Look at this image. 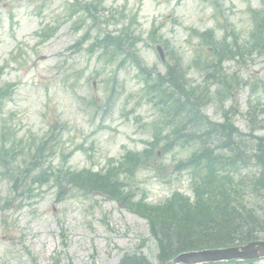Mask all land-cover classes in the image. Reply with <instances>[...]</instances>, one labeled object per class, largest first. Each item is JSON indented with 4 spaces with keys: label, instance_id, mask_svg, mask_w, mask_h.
<instances>
[{
    "label": "rangeland",
    "instance_id": "374dc122",
    "mask_svg": "<svg viewBox=\"0 0 264 264\" xmlns=\"http://www.w3.org/2000/svg\"><path fill=\"white\" fill-rule=\"evenodd\" d=\"M81 1L0 0V83L14 84L0 104V130L4 126L22 142L47 139L53 150L48 163L60 170H99L124 150L141 152L156 135V149L162 148L153 167L128 180L129 190L150 203L175 191L192 196L186 162L199 143L146 93L136 65L116 69L119 60L107 63L99 50L88 51L96 36L121 27L105 19H118L141 37L137 48L146 68L164 73L166 62L177 56L197 85L204 71L192 61L199 55L201 66L210 54L199 33L212 28L217 39H236L234 57L222 66L240 84H234L233 98L213 92L203 112L217 122L229 113L246 132L254 127L247 116L252 105L263 124L252 132L264 137V52L243 49L253 27L251 11L264 13V0H105L96 4V18L71 11ZM155 45L164 47L163 60ZM167 137L171 145L164 148ZM248 169L255 167L244 159L242 172ZM34 186L32 196H14L10 182L0 178V264H116L126 253L158 263L146 219L118 201L97 192L85 195L69 184L61 192L46 182ZM245 188L252 203L264 204L248 182ZM222 264H264V257Z\"/></svg>",
    "mask_w": 264,
    "mask_h": 264
},
{
    "label": "trees",
    "instance_id": "16d2710c",
    "mask_svg": "<svg viewBox=\"0 0 264 264\" xmlns=\"http://www.w3.org/2000/svg\"><path fill=\"white\" fill-rule=\"evenodd\" d=\"M263 16L262 12H253L255 26L251 31L250 41L252 47L258 49H264ZM203 35L204 45L210 46V32L207 31ZM125 37L121 34L116 37L106 35L100 44L105 53L110 51L116 55L119 52L124 54L125 58L130 57L129 60L138 65L135 49L138 38L128 41ZM250 41L244 46L245 49L251 48ZM126 44L129 51H126ZM229 50L223 43L215 45L218 61L211 60L210 64L208 63V80L210 83L226 84V90L231 92L233 87L220 66V54L226 52L230 58L233 57ZM166 70L164 75L157 74L153 78L148 75L144 80L147 83V91L157 98L162 110L175 115L176 121L182 122V125L188 123L191 130L188 136L201 146L186 162L190 173L192 198L175 191L165 201L150 204L145 202L144 196L135 199L127 191V180L134 178L140 168L153 167L149 161L155 156L154 144L142 153L126 151L120 161L116 164L111 162L109 168L99 172L91 169L75 171L68 167L65 170H53L45 166L40 175H45L46 181L52 180L56 183L58 189L67 182L76 190L85 193L102 191L145 217L148 220V230L157 243V259L160 263L183 251L227 247L264 239V204L252 203L251 197L248 198L245 192L248 182L249 188L256 192L258 199L261 198L264 203V137L254 136L251 130L248 135L252 142H249L237 129L231 134L234 128L228 120L217 124L201 113V107L211 97L210 83L201 88L190 83L186 78L188 70L182 68L180 58L175 57L174 64L167 65ZM11 87L8 84L0 86V102L12 93ZM252 112L249 116L250 123H254L255 129L263 127L257 119L256 109ZM167 139L169 141L164 144V148L171 145L172 139ZM46 147V142H41L32 153L28 152L30 160L24 166H38L37 160L42 157V150L44 152ZM22 150L23 147L20 148V151ZM225 151L229 153H224ZM15 155L16 146L12 141L8 142L4 134L0 144V165L3 175L12 180V187L17 190L21 186L19 181L22 171L19 167L12 166V162L16 161ZM244 157L250 158L247 163L255 167V171L248 176H242ZM21 162L25 163L23 159ZM28 189L27 186L25 190ZM118 264L150 263L142 254H126Z\"/></svg>",
    "mask_w": 264,
    "mask_h": 264
},
{
    "label": "water",
    "instance_id": "95a60500",
    "mask_svg": "<svg viewBox=\"0 0 264 264\" xmlns=\"http://www.w3.org/2000/svg\"><path fill=\"white\" fill-rule=\"evenodd\" d=\"M159 48V47H158ZM161 51V48H159ZM264 256V240L251 241L245 245L228 248L206 249L194 252H183L164 264H195L199 262L229 260L230 258H258Z\"/></svg>",
    "mask_w": 264,
    "mask_h": 264
}]
</instances>
